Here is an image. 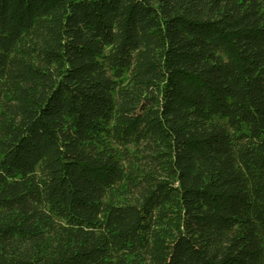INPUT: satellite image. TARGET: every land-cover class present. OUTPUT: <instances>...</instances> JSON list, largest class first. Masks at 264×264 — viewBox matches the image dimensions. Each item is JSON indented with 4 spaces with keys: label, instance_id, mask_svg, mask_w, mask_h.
<instances>
[{
    "label": "trees",
    "instance_id": "1",
    "mask_svg": "<svg viewBox=\"0 0 264 264\" xmlns=\"http://www.w3.org/2000/svg\"><path fill=\"white\" fill-rule=\"evenodd\" d=\"M0 264H264V0H0Z\"/></svg>",
    "mask_w": 264,
    "mask_h": 264
}]
</instances>
